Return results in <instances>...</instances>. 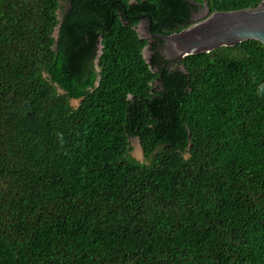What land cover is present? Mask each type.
<instances>
[{
	"label": "trees",
	"instance_id": "16d2710c",
	"mask_svg": "<svg viewBox=\"0 0 264 264\" xmlns=\"http://www.w3.org/2000/svg\"><path fill=\"white\" fill-rule=\"evenodd\" d=\"M261 1L0 0V264H264V44L153 35Z\"/></svg>",
	"mask_w": 264,
	"mask_h": 264
},
{
	"label": "water",
	"instance_id": "95a60500",
	"mask_svg": "<svg viewBox=\"0 0 264 264\" xmlns=\"http://www.w3.org/2000/svg\"><path fill=\"white\" fill-rule=\"evenodd\" d=\"M58 31L56 27L55 36ZM153 35H160L167 41V53L172 60L210 52L221 46H234L248 39H257L264 44V0L255 7L215 11L204 18L198 17L189 26L171 34ZM144 56L148 60V46L144 49Z\"/></svg>",
	"mask_w": 264,
	"mask_h": 264
},
{
	"label": "rangeland",
	"instance_id": "374dc122",
	"mask_svg": "<svg viewBox=\"0 0 264 264\" xmlns=\"http://www.w3.org/2000/svg\"><path fill=\"white\" fill-rule=\"evenodd\" d=\"M138 31L142 36H146V37L148 36L146 21H143L141 24H139ZM71 102L73 105H77L79 103V100L78 99H72ZM130 146H131V154L135 158H137L141 161L145 160L144 150H143V147H142L141 142L139 141L138 137H130Z\"/></svg>",
	"mask_w": 264,
	"mask_h": 264
}]
</instances>
